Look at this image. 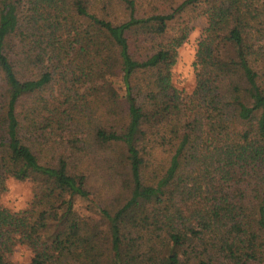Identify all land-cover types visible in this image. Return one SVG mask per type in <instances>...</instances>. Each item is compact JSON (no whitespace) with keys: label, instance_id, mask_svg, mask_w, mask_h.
<instances>
[{"label":"trees","instance_id":"obj_1","mask_svg":"<svg viewBox=\"0 0 264 264\" xmlns=\"http://www.w3.org/2000/svg\"><path fill=\"white\" fill-rule=\"evenodd\" d=\"M197 18L187 92L172 67ZM9 179L27 207L2 204ZM17 246L264 264V0H0V264Z\"/></svg>","mask_w":264,"mask_h":264},{"label":"rangeland","instance_id":"obj_2","mask_svg":"<svg viewBox=\"0 0 264 264\" xmlns=\"http://www.w3.org/2000/svg\"><path fill=\"white\" fill-rule=\"evenodd\" d=\"M205 20L203 18L195 19L191 24V30L187 39L178 49V57L176 64L172 67V82L181 90L190 92L195 84L194 80V58L198 41L205 28ZM96 177L100 188L102 186L103 177L94 172L92 175ZM110 191V190H108ZM32 198V185L28 181H17L9 179L6 183V191L1 195V202L4 206L12 211L21 210L29 204ZM31 252L24 246H17L10 259L18 264H27L30 261Z\"/></svg>","mask_w":264,"mask_h":264}]
</instances>
